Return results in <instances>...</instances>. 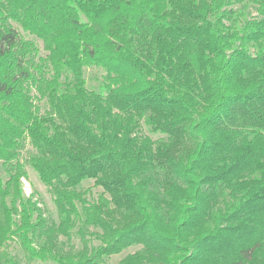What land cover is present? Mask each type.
Wrapping results in <instances>:
<instances>
[{
    "label": "trees",
    "instance_id": "16d2710c",
    "mask_svg": "<svg viewBox=\"0 0 264 264\" xmlns=\"http://www.w3.org/2000/svg\"><path fill=\"white\" fill-rule=\"evenodd\" d=\"M0 164V264H264V0H0Z\"/></svg>",
    "mask_w": 264,
    "mask_h": 264
},
{
    "label": "rangeland",
    "instance_id": "374dc122",
    "mask_svg": "<svg viewBox=\"0 0 264 264\" xmlns=\"http://www.w3.org/2000/svg\"><path fill=\"white\" fill-rule=\"evenodd\" d=\"M251 12H255V10H251ZM20 31V30H19ZM25 38H29L28 36H25ZM39 45H41L40 42H38ZM85 78L87 79L88 87L92 89H97L99 86V80L101 76V72L97 71L95 69H85L84 70ZM30 146L26 145L25 148L20 153V158L22 160H25L28 157V151H30ZM27 170V179H22L23 182V190L26 195L34 194L35 199L39 201L40 206L45 210V215L49 218H52L56 221V211L54 208V205L51 201V196L47 190V188L42 185L39 180L37 179L36 174L29 168L26 167ZM0 177L3 180H6L8 178L6 172L4 171L3 167L0 164ZM82 190H87L89 198L94 199L96 198L97 194L101 192L100 188L93 187L92 181H85L81 185ZM74 244L76 247L80 246V243L78 240L74 239ZM96 244V242H95ZM139 247H132L125 251H123L121 254L110 257L105 264H116L121 258H123L128 253H133L136 251ZM11 253L14 255H18L21 257V253L19 249L13 245L11 247ZM21 264H26L23 258H21ZM31 264H41V263H31Z\"/></svg>",
    "mask_w": 264,
    "mask_h": 264
}]
</instances>
